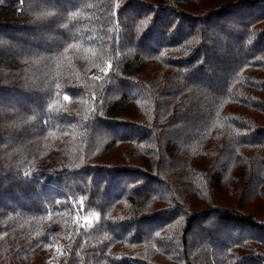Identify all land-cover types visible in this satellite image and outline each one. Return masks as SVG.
Segmentation results:
<instances>
[{
	"label": "trees",
	"instance_id": "obj_1",
	"mask_svg": "<svg viewBox=\"0 0 264 264\" xmlns=\"http://www.w3.org/2000/svg\"><path fill=\"white\" fill-rule=\"evenodd\" d=\"M0 264H264V0H0Z\"/></svg>",
	"mask_w": 264,
	"mask_h": 264
},
{
	"label": "rangeland",
	"instance_id": "obj_2",
	"mask_svg": "<svg viewBox=\"0 0 264 264\" xmlns=\"http://www.w3.org/2000/svg\"><path fill=\"white\" fill-rule=\"evenodd\" d=\"M98 218V214L94 213V212H90L87 214V216L85 217L84 221L88 224H91L92 222H94L96 219Z\"/></svg>",
	"mask_w": 264,
	"mask_h": 264
},
{
	"label": "snow or ice",
	"instance_id": "obj_3",
	"mask_svg": "<svg viewBox=\"0 0 264 264\" xmlns=\"http://www.w3.org/2000/svg\"><path fill=\"white\" fill-rule=\"evenodd\" d=\"M65 99H67V97H65Z\"/></svg>",
	"mask_w": 264,
	"mask_h": 264
}]
</instances>
